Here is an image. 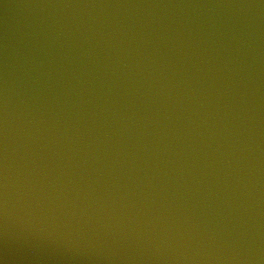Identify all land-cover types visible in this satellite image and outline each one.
Returning <instances> with one entry per match:
<instances>
[{"label": "water", "instance_id": "obj_1", "mask_svg": "<svg viewBox=\"0 0 264 264\" xmlns=\"http://www.w3.org/2000/svg\"><path fill=\"white\" fill-rule=\"evenodd\" d=\"M0 264H264V0H0Z\"/></svg>", "mask_w": 264, "mask_h": 264}]
</instances>
